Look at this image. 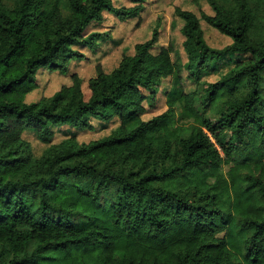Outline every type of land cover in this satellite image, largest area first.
Returning a JSON list of instances; mask_svg holds the SVG:
<instances>
[{
  "label": "trees",
  "instance_id": "obj_1",
  "mask_svg": "<svg viewBox=\"0 0 264 264\" xmlns=\"http://www.w3.org/2000/svg\"><path fill=\"white\" fill-rule=\"evenodd\" d=\"M146 1L0 0V264H264V0L175 6L181 53L153 52L157 17L115 67L95 66L85 97L75 48L111 41L88 30L104 13L139 18ZM201 21L230 44L209 46ZM39 70L70 84L28 103ZM163 82L166 109L145 121ZM177 109L187 127L171 125ZM93 121L118 124L79 142Z\"/></svg>",
  "mask_w": 264,
  "mask_h": 264
},
{
  "label": "rangeland",
  "instance_id": "obj_2",
  "mask_svg": "<svg viewBox=\"0 0 264 264\" xmlns=\"http://www.w3.org/2000/svg\"><path fill=\"white\" fill-rule=\"evenodd\" d=\"M115 6H122L126 4L127 0H113ZM180 8L190 10L199 16L200 12L211 15L212 11L207 5L205 0H147L144 9L140 13L139 18L130 19L124 22L115 20L113 16L104 13L103 22L99 26H91L89 31L98 32H110L111 41L98 42V47L94 50H89L88 48L80 49L75 48V50L80 51L84 54V58L81 61H76L74 58L70 62L69 73H77L82 79V91L84 96L87 97L89 94L87 88V80L94 76L95 66L100 64L101 67L109 71L118 64L121 56V50L123 47H127L131 50L132 46L137 42H142L150 38L151 30L154 27L155 20L160 17V34L159 41L156 44L157 47L153 50L154 53L158 51L161 46H166L169 42H172L174 49L181 53V44L183 37L180 34V27L178 26L174 29H170L169 25L173 20L175 23L179 22V19L173 16V8L179 6ZM201 27L204 31V39L207 44L214 48H221L230 44V40L219 34L217 31L207 26L203 21H201ZM175 54V53H174ZM175 56V55H174ZM173 56V57H174ZM177 56L181 59L180 55ZM184 58L182 57L181 61ZM185 72H183V85L186 91H193L195 85L188 82L185 78ZM217 80L216 75H205L202 77V82H214ZM37 88L26 96V102L33 103L38 101L41 97H49L60 89L63 85L70 84L69 74L62 75L58 72L52 73L47 70H39L36 76ZM168 82H163L161 90L157 94V101L153 107L145 106V112L142 114L143 120H148L154 116L161 114L165 109V100L163 91L164 88L168 87ZM179 109H177L174 114V119L172 121V126L180 125L187 127L184 121H181L179 115ZM95 129L91 132L87 131H77V140L81 143H88L90 141L101 139L109 134L110 129L114 128L118 122L112 121L105 128H101L97 121L92 122ZM72 130V129H71ZM29 131V132H28ZM24 132L23 138L29 142L31 145L34 156L38 157L41 155L43 150L46 148V144L40 143L35 139L34 133L31 129ZM67 128L62 127L56 130L53 143L59 142L63 137V132H66ZM74 132V130H72Z\"/></svg>",
  "mask_w": 264,
  "mask_h": 264
}]
</instances>
